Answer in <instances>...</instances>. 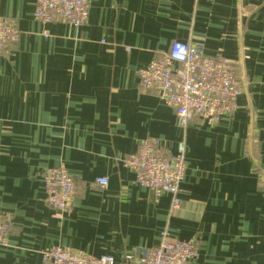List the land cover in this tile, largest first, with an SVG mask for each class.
<instances>
[{
	"label": "crops",
	"instance_id": "0c3cea01",
	"mask_svg": "<svg viewBox=\"0 0 264 264\" xmlns=\"http://www.w3.org/2000/svg\"><path fill=\"white\" fill-rule=\"evenodd\" d=\"M34 3L0 0L19 31L0 52V264H43L53 245L119 264L163 231L197 239L189 264H264V0H90L80 27L35 20ZM175 40L229 61L243 83L231 114L181 127L139 86ZM147 139L164 154L185 145L177 210L122 162ZM59 165L75 182L64 212L44 199L43 172Z\"/></svg>",
	"mask_w": 264,
	"mask_h": 264
},
{
	"label": "built area",
	"instance_id": "2783aa9c",
	"mask_svg": "<svg viewBox=\"0 0 264 264\" xmlns=\"http://www.w3.org/2000/svg\"><path fill=\"white\" fill-rule=\"evenodd\" d=\"M90 0H35L32 16L46 24L60 20L74 27L87 22ZM44 35H47L44 32ZM19 39V31L0 13V52ZM138 84L143 90H155L170 106L177 122L185 127L195 117L213 124L231 114L243 83L236 71L220 53L206 55L196 44L175 40L160 57L137 70ZM123 164L134 175V183L153 190L157 195L172 196L171 209L180 208L177 196L187 163L185 145L179 142L176 152L161 153L152 140H143L136 151L125 155ZM44 199L58 212L68 210L73 203L75 182L63 165L49 167L42 175ZM96 182L106 185L107 178ZM10 232V223L0 215V245ZM197 239L170 241L165 231L158 245L119 264H189L197 256ZM43 264H118L109 255L95 256L68 246L53 245L41 252Z\"/></svg>",
	"mask_w": 264,
	"mask_h": 264
}]
</instances>
